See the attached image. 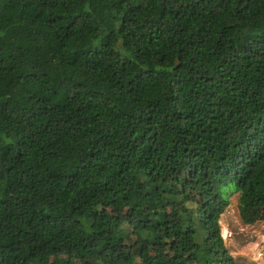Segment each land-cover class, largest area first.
<instances>
[{
    "label": "trees",
    "instance_id": "obj_1",
    "mask_svg": "<svg viewBox=\"0 0 264 264\" xmlns=\"http://www.w3.org/2000/svg\"><path fill=\"white\" fill-rule=\"evenodd\" d=\"M232 193L264 224V0H0V264H238Z\"/></svg>",
    "mask_w": 264,
    "mask_h": 264
},
{
    "label": "rangeland",
    "instance_id": "obj_2",
    "mask_svg": "<svg viewBox=\"0 0 264 264\" xmlns=\"http://www.w3.org/2000/svg\"><path fill=\"white\" fill-rule=\"evenodd\" d=\"M238 205V193H232L231 204L220 218L222 236L238 264H264V224L243 223ZM119 210L120 214L125 211L124 208ZM124 243L127 245L136 243V238L131 235L124 240ZM254 244L257 245V249L253 252L251 248Z\"/></svg>",
    "mask_w": 264,
    "mask_h": 264
},
{
    "label": "bare ground",
    "instance_id": "obj_3",
    "mask_svg": "<svg viewBox=\"0 0 264 264\" xmlns=\"http://www.w3.org/2000/svg\"><path fill=\"white\" fill-rule=\"evenodd\" d=\"M250 229V228H249ZM255 230V229H254ZM249 231V230H248ZM263 239V238H262ZM260 241H261V239H260ZM252 250L251 251H253L254 249L256 250L257 249V245H253V247L251 248ZM254 252V251H253ZM258 253V252H257ZM258 257V256H257Z\"/></svg>",
    "mask_w": 264,
    "mask_h": 264
}]
</instances>
